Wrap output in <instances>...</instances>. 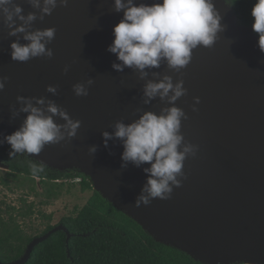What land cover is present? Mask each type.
Wrapping results in <instances>:
<instances>
[{"label":"water","instance_id":"1","mask_svg":"<svg viewBox=\"0 0 264 264\" xmlns=\"http://www.w3.org/2000/svg\"><path fill=\"white\" fill-rule=\"evenodd\" d=\"M157 2L161 0H134L137 6ZM14 3L22 7V15L37 17L27 31L55 27L56 33L46 45L53 50L51 59L13 61L11 43L29 41L23 39L24 33L9 36L10 29L0 19V76L9 78L0 91V140L17 130L28 115L19 111L23 105L17 96L44 98V105L33 100V106L44 109L45 115H52L46 109L53 101L71 119L80 120L81 126L70 140L66 136L59 144H46L39 154L24 153L30 159L55 172L85 175L96 192L157 242L197 262L264 264V53L257 46L258 34L240 22L228 1L213 0L223 30L211 48L198 45L190 63L179 72L162 60L159 67L144 69L143 79L133 68L124 67L122 72L112 68L113 63H122L107 51L114 39L113 27L123 17V11H114V0H69L51 15L33 7L30 0ZM165 76L171 77L173 85L183 80L187 94L174 104L158 95L144 103L145 85ZM88 80L93 81L89 94L75 96L73 84L87 86ZM48 85L56 86L57 93L48 92ZM172 106L187 116L181 118L184 139L178 150L190 143L196 146L195 156L186 157L182 169L186 179L177 177L180 187L170 185V199L154 198L147 206L135 207L147 180L143 169L150 164L136 167L129 162L122 168L123 142L113 137L105 147L101 133H114L117 121L127 125L145 112L160 115ZM53 120L66 123L59 115H53ZM92 146L97 148L94 154L88 151ZM1 149L11 150L6 142ZM59 231L71 239L60 225L34 239L21 259L0 260V264H27L35 247Z\"/></svg>","mask_w":264,"mask_h":264},{"label":"clouds","instance_id":"2","mask_svg":"<svg viewBox=\"0 0 264 264\" xmlns=\"http://www.w3.org/2000/svg\"><path fill=\"white\" fill-rule=\"evenodd\" d=\"M35 8H39L43 14L51 15L59 5L66 7L69 0H30ZM229 6L235 4V0H228ZM114 11H123V17L113 27V42L107 51L116 55L122 63H113L115 71L122 72L124 67L133 68L143 79L146 68L159 67L162 60H166L169 69L179 72L185 68L192 59V51L198 45L211 48L217 33L222 31L221 15L215 8L213 0H161L151 5L134 3V0H114ZM22 7L16 5L14 0H0V19L10 29L9 36L24 33L23 39L29 43L21 45L18 42L11 43V59L18 62H27L33 58L53 57V50L46 48L55 38V27L45 30L27 31L37 17L34 13L24 16ZM253 23L252 30L258 34L257 46L264 53V0H255L251 8ZM43 19V15L40 17ZM19 20L22 23L16 24ZM69 66L65 65L63 71L67 73ZM7 76H0V91H3L8 81ZM93 81L88 80L87 86L77 82L72 90L77 97H86L89 94V86ZM183 80L173 85L172 79L165 76L158 83L149 81L144 87V96L148 103L157 95L169 103H173L187 94L183 87ZM46 90L57 93V87L48 85ZM172 95H169V93ZM17 101L23 106L21 112L28 113L22 125L9 135L0 140V145L5 142L10 145L9 156L16 154H39L46 144H59L67 138L70 140L77 134L81 126L80 120H73L67 111L58 107L53 101L47 103L45 110L34 107L36 104L44 105V98L17 96ZM198 104L199 98H194ZM197 109L193 106V111ZM18 113L14 112L13 115ZM53 115H59L66 123L58 125L53 120ZM181 118L187 119L183 109L172 106L162 110V114L145 112L138 120L130 124L117 121L114 125V133L104 131L101 133L103 144L107 147L108 141L113 137L123 142L121 154V167H126L129 162L136 167L148 163L150 167L143 171L148 174L146 183L141 188V194L135 201V207L141 203L145 206L154 198L168 200L171 198L172 186H181V180L186 179L183 164L188 155L195 156L196 146L185 144L182 150H178L184 139L180 132ZM90 154L97 151L96 146L88 149ZM33 173L43 171L42 167L33 166Z\"/></svg>","mask_w":264,"mask_h":264},{"label":"trees","instance_id":"3","mask_svg":"<svg viewBox=\"0 0 264 264\" xmlns=\"http://www.w3.org/2000/svg\"><path fill=\"white\" fill-rule=\"evenodd\" d=\"M254 3L255 0H235L232 5L240 22L250 28ZM0 164L9 169L1 172L2 188L12 193L27 191V195L19 200L20 207L7 204L0 191V260L3 263L21 259L34 239L63 225L72 235L71 239H67L64 231L55 232L35 247L27 264H202L175 248L157 242L140 224L96 192L90 179L81 173L55 172L26 154L10 157L3 151H0ZM34 165L42 167L43 171L34 174ZM65 180H78L82 192H92V196L75 215L52 225L53 215H48L43 209L64 195ZM31 196L38 201L29 202L28 197ZM36 216L46 221V228L30 234L23 223Z\"/></svg>","mask_w":264,"mask_h":264},{"label":"rangeland","instance_id":"4","mask_svg":"<svg viewBox=\"0 0 264 264\" xmlns=\"http://www.w3.org/2000/svg\"><path fill=\"white\" fill-rule=\"evenodd\" d=\"M1 171H7V169L0 166V176ZM0 191L2 199L7 202V204L20 207V198L24 195H27V191H18L12 193L8 190H4L0 185ZM92 192H82L78 180L76 181H67L66 190L64 195L51 206L44 208V212L53 215L52 225H58L61 219L65 217H70L76 214L78 209L83 208L88 200L91 198ZM29 202H37L38 200L34 197H28ZM24 228L30 234H37L42 232L46 228V221L41 219L39 216L34 217L31 220L23 223ZM32 227L33 229H30Z\"/></svg>","mask_w":264,"mask_h":264},{"label":"flooded vegetation","instance_id":"5","mask_svg":"<svg viewBox=\"0 0 264 264\" xmlns=\"http://www.w3.org/2000/svg\"><path fill=\"white\" fill-rule=\"evenodd\" d=\"M0 151L1 152L3 151L5 156H9L10 150L1 149ZM8 171H9V169L7 171H1V172H8ZM67 181H69V180H65L66 184H67ZM61 182H63V180H61Z\"/></svg>","mask_w":264,"mask_h":264},{"label":"bare ground","instance_id":"6","mask_svg":"<svg viewBox=\"0 0 264 264\" xmlns=\"http://www.w3.org/2000/svg\"><path fill=\"white\" fill-rule=\"evenodd\" d=\"M248 264H255V263H248Z\"/></svg>","mask_w":264,"mask_h":264}]
</instances>
